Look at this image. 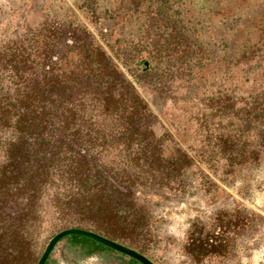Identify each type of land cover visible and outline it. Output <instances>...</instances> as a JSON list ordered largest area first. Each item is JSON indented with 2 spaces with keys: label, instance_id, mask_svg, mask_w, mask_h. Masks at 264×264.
Returning a JSON list of instances; mask_svg holds the SVG:
<instances>
[{
  "label": "trees",
  "instance_id": "16d2710c",
  "mask_svg": "<svg viewBox=\"0 0 264 264\" xmlns=\"http://www.w3.org/2000/svg\"><path fill=\"white\" fill-rule=\"evenodd\" d=\"M113 1L112 27L93 33L72 9V20L50 21L41 10L19 35L0 39V222L16 223L17 241L2 263L22 260V226L37 219L47 185L61 189L64 227L140 253L147 214L139 187L177 191L170 184L207 149L232 169L264 159V0ZM176 85L214 89L200 100L209 113L196 117L192 143L169 129L158 136L142 95L160 99ZM219 212L186 231L193 261L227 255L230 233L242 230Z\"/></svg>",
  "mask_w": 264,
  "mask_h": 264
},
{
  "label": "rangeland",
  "instance_id": "374dc122",
  "mask_svg": "<svg viewBox=\"0 0 264 264\" xmlns=\"http://www.w3.org/2000/svg\"><path fill=\"white\" fill-rule=\"evenodd\" d=\"M114 4L113 0H0V39L19 35L37 21L36 13L41 10L50 21L65 16L72 20L67 14L72 9L94 33L95 28L112 27ZM213 92L208 87L194 89L176 85L160 99L147 90L142 95L157 116L158 136L169 129L178 131L192 143L199 135L196 117L209 113V109L201 107L200 100ZM6 152L5 145L0 144V171L6 162ZM206 155L202 156L199 166L190 167L178 181L170 184L177 191L161 184L160 188L146 186L136 190L137 203L147 214L144 232L137 239L140 246L136 249L154 264H264V159L258 167L232 169L211 155L210 149ZM121 159V154L113 149L109 161L117 164ZM60 193L61 189L53 185L41 191L35 205L37 219H30L27 226H22L23 257L16 264H36L51 238L65 230L58 212L60 202L56 201ZM218 211L224 221L237 224L242 230L236 229L233 236L230 233L231 247L227 255L195 262L183 250L186 231L196 219L206 222ZM15 228L16 223L12 221L0 222V234L7 233L0 239V264H5L1 262V255L11 253L17 246L10 232ZM46 264L140 263L98 243L70 236L56 245Z\"/></svg>",
  "mask_w": 264,
  "mask_h": 264
},
{
  "label": "water",
  "instance_id": "95a60500",
  "mask_svg": "<svg viewBox=\"0 0 264 264\" xmlns=\"http://www.w3.org/2000/svg\"><path fill=\"white\" fill-rule=\"evenodd\" d=\"M144 66H145V68L148 67V63L146 61L144 62ZM70 236L71 237H77V238H84V239L90 240L92 242L98 243V244L104 246L105 248H108V249L113 250L115 252H118L124 256H127V257L139 262L140 264H154L147 257H145L144 255L138 253L137 251H135V250H133L127 246H124L120 243L112 241V240L105 238L101 235H98L94 232H90V231H86V230L78 229V228L65 229V230L60 231L56 235H54L51 238V240L48 242L44 252L40 256V258L36 264H46V262L48 261V259L52 255V252H53L54 248L56 247V245L62 239L66 238V237H70Z\"/></svg>",
  "mask_w": 264,
  "mask_h": 264
}]
</instances>
